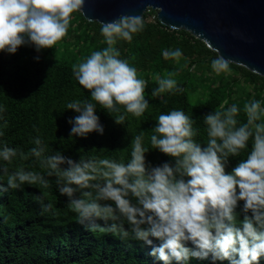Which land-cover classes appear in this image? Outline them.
<instances>
[{
    "label": "clouds",
    "instance_id": "clouds-1",
    "mask_svg": "<svg viewBox=\"0 0 264 264\" xmlns=\"http://www.w3.org/2000/svg\"><path fill=\"white\" fill-rule=\"evenodd\" d=\"M84 4L85 0H0V52L15 54L25 45L34 46L38 53L53 49L67 36L73 14L82 11ZM144 26L142 16L123 14L102 23L101 34L108 47L73 65L75 79L91 99L67 104V109L78 114L68 121L70 136L86 138L94 131L103 135L97 104L110 114L120 107L134 117L145 113L147 82L113 47L117 39L131 42ZM163 55L178 60L182 52L177 48ZM230 63L218 55L211 67L220 74L229 71ZM174 75L157 77L158 87L151 95L183 93L171 78ZM243 110L246 123L239 126L240 109L235 104L206 115L205 147L194 139L198 135L195 121L183 110L161 113L150 143L174 163L148 164L143 132L132 140L127 163L109 158L74 160L61 152L48 155L47 146L37 137L29 154L4 145L0 159L11 164L17 156L27 160L31 155L47 170L46 175L24 168L9 174L7 167L0 168V173L8 176L12 189L24 184L49 188L48 178L54 177L59 193L67 197L68 207L81 224L122 239L131 237L164 264L209 257L227 260V264H258L264 256V107L253 100ZM5 111L0 106V114ZM124 120V115L115 118L117 124ZM250 138L253 143L246 159L226 172L228 158L247 149ZM41 207L50 212L53 205L42 202ZM96 221H103L104 226ZM189 242L193 247L186 246ZM149 254L145 252L146 257Z\"/></svg>",
    "mask_w": 264,
    "mask_h": 264
},
{
    "label": "trees",
    "instance_id": "trees-1",
    "mask_svg": "<svg viewBox=\"0 0 264 264\" xmlns=\"http://www.w3.org/2000/svg\"><path fill=\"white\" fill-rule=\"evenodd\" d=\"M143 20L144 30L134 34L131 42L117 39L113 47L119 50V58L127 60L137 69L139 78L147 82L145 99L149 106L142 116L134 117L123 107L110 114L97 104L96 115L104 127L103 135L94 131L86 138L70 136L72 125L68 121L78 114L67 109L70 102L91 99L90 92L75 79L72 68L92 52L108 47L101 34V24L88 22L81 12H76L67 36L53 49L38 53L34 46L25 45L15 54L0 52V106L6 108L0 114V131L4 133L0 136V150L7 145L29 154L35 147V138L39 137L47 146L48 155L61 152L74 160L109 158L127 163L131 158L132 140L143 132V146L148 150L146 162L160 166L165 162L174 163L172 157L152 148L150 143L161 113L183 110L195 121L193 127L198 135L194 139L205 147L206 115L235 104L240 109L239 126L246 123L243 110L246 103L258 100L264 107L263 77L232 63L229 71L217 74L211 62L218 55L204 42L186 31L163 26L154 10H147ZM177 48L182 52L178 60L164 57L165 51ZM169 73H175L171 78L184 89L183 93L152 96L158 87L157 77L168 78ZM120 115L125 116L123 124L115 122ZM252 143L250 138L247 149L239 156L228 158L226 172L231 173L246 159ZM3 167L9 169V174L20 168L44 175L47 172L31 155L27 160L17 156L11 164L0 159V168ZM48 179L49 188L24 184L12 189L0 173V188H8L0 196V264H164L149 254L147 246H141L131 237L122 239L118 234L107 235L99 229L92 230L87 223L81 224L77 214L68 207L67 197L59 193L55 178ZM42 202L51 203L52 210L44 212ZM96 223L104 226L103 221ZM186 246L193 247L190 242ZM144 251L149 254L147 257ZM213 263L227 264V260L212 261L209 257L171 262ZM258 264H264V256Z\"/></svg>",
    "mask_w": 264,
    "mask_h": 264
},
{
    "label": "water",
    "instance_id": "water-1",
    "mask_svg": "<svg viewBox=\"0 0 264 264\" xmlns=\"http://www.w3.org/2000/svg\"><path fill=\"white\" fill-rule=\"evenodd\" d=\"M157 12L159 22L182 30L232 64L264 78V0H85L88 22Z\"/></svg>",
    "mask_w": 264,
    "mask_h": 264
},
{
    "label": "bare ground",
    "instance_id": "bare-ground-1",
    "mask_svg": "<svg viewBox=\"0 0 264 264\" xmlns=\"http://www.w3.org/2000/svg\"><path fill=\"white\" fill-rule=\"evenodd\" d=\"M7 189L8 188H6V190H5V188H4V191H0V196L3 195L5 193V191H7Z\"/></svg>",
    "mask_w": 264,
    "mask_h": 264
},
{
    "label": "rangeland",
    "instance_id": "rangeland-1",
    "mask_svg": "<svg viewBox=\"0 0 264 264\" xmlns=\"http://www.w3.org/2000/svg\"><path fill=\"white\" fill-rule=\"evenodd\" d=\"M151 19H152V17H151ZM5 177H6V185H7V179H8V176L7 175H5ZM8 186V185H7ZM5 194V193H4ZM0 205H1V203H0Z\"/></svg>",
    "mask_w": 264,
    "mask_h": 264
}]
</instances>
